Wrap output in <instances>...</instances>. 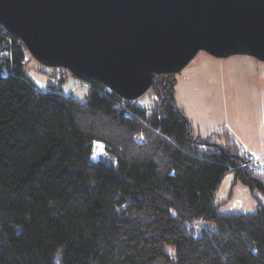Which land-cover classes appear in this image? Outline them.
Segmentation results:
<instances>
[{
  "label": "trees",
  "instance_id": "16d2710c",
  "mask_svg": "<svg viewBox=\"0 0 264 264\" xmlns=\"http://www.w3.org/2000/svg\"><path fill=\"white\" fill-rule=\"evenodd\" d=\"M29 56L0 23V264H264V209L215 203L226 173L264 190V172L196 132L175 74L148 105L95 80L80 99L40 89Z\"/></svg>",
  "mask_w": 264,
  "mask_h": 264
},
{
  "label": "water",
  "instance_id": "95a60500",
  "mask_svg": "<svg viewBox=\"0 0 264 264\" xmlns=\"http://www.w3.org/2000/svg\"><path fill=\"white\" fill-rule=\"evenodd\" d=\"M0 23L44 66L129 101L202 51L264 62V0H0Z\"/></svg>",
  "mask_w": 264,
  "mask_h": 264
},
{
  "label": "rangeland",
  "instance_id": "374dc122",
  "mask_svg": "<svg viewBox=\"0 0 264 264\" xmlns=\"http://www.w3.org/2000/svg\"><path fill=\"white\" fill-rule=\"evenodd\" d=\"M25 70L43 90L59 84L84 99L89 89L86 81L69 70L46 67L31 54ZM58 71L65 76L57 80ZM175 78V101L196 132L216 140L228 136L244 144L264 167V62L248 55L217 58L202 51ZM155 95L152 87L139 101L148 105ZM215 203L220 214L255 212L264 209V190L235 181L234 173L228 172L218 186Z\"/></svg>",
  "mask_w": 264,
  "mask_h": 264
},
{
  "label": "built area",
  "instance_id": "2783aa9c",
  "mask_svg": "<svg viewBox=\"0 0 264 264\" xmlns=\"http://www.w3.org/2000/svg\"><path fill=\"white\" fill-rule=\"evenodd\" d=\"M62 76H65V75H64V72H61V71H58L55 74V77L57 80L60 79ZM107 88H108V91L110 92L113 91L110 87L107 86ZM126 100L127 99L122 98V103L125 104ZM238 148L242 156V162L240 166L246 169H250L253 172L258 173V174H261L264 172L262 161L256 155L249 152L247 148L245 147V145L242 143L238 144Z\"/></svg>",
  "mask_w": 264,
  "mask_h": 264
},
{
  "label": "crops",
  "instance_id": "0c3cea01",
  "mask_svg": "<svg viewBox=\"0 0 264 264\" xmlns=\"http://www.w3.org/2000/svg\"><path fill=\"white\" fill-rule=\"evenodd\" d=\"M253 153V152H252ZM256 153H258V152H256ZM253 154H255V153H253ZM256 155V154H255ZM257 156V155H256ZM259 157V156H258ZM261 158V157H260ZM264 168V167H263Z\"/></svg>",
  "mask_w": 264,
  "mask_h": 264
}]
</instances>
